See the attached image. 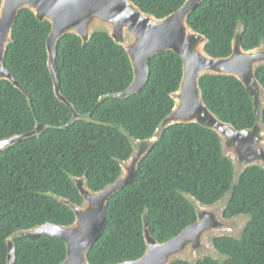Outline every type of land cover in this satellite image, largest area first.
Wrapping results in <instances>:
<instances>
[{
	"label": "trees",
	"instance_id": "1",
	"mask_svg": "<svg viewBox=\"0 0 264 264\" xmlns=\"http://www.w3.org/2000/svg\"><path fill=\"white\" fill-rule=\"evenodd\" d=\"M139 7L164 17L185 0H134ZM1 7V0H0ZM189 24L208 38L206 50L215 57L232 52L239 24L246 49L264 42V0H205L189 15ZM49 21L31 9L18 13L5 66L27 90L0 82V138L31 131L37 120L51 125L40 136L25 138L0 152V264H8L7 239L17 230L54 221L67 225L74 211L52 194L83 202L69 174L88 177L98 191L121 173L118 159L132 153L130 137L146 139L172 111L183 76L182 58L168 50L154 55L144 88L127 98L107 96L126 89L134 78L130 57L105 30H97L86 46L74 34L57 44L56 64L65 96L82 114L67 124L72 110L55 94L48 66ZM257 75L264 86V65ZM201 87L209 107L238 129L256 122L253 101L244 84L231 75L207 74ZM264 116V113H263ZM62 127V125H65ZM229 194L225 216H244L247 226L238 237L213 238L219 257L195 264H264V168L250 166L235 182L231 159L222 152L220 136L197 123L170 126L140 162L134 182L120 189L106 206V227L89 253L91 264L135 260L146 252L143 215L151 233L166 242L197 221L189 197L214 204ZM15 264H61L64 240L40 235L14 237ZM171 264H193L177 259Z\"/></svg>",
	"mask_w": 264,
	"mask_h": 264
},
{
	"label": "water",
	"instance_id": "2",
	"mask_svg": "<svg viewBox=\"0 0 264 264\" xmlns=\"http://www.w3.org/2000/svg\"><path fill=\"white\" fill-rule=\"evenodd\" d=\"M205 0H185L176 11L157 17L143 11L134 0H1L0 7V82L8 80L20 88L31 104L25 87L5 66V56L13 42V27L21 9H31L40 21H49L51 31L47 39L48 66L52 75L55 94L72 110L70 124L78 119L94 121L91 114L80 113L65 96L56 64L58 41L68 33L78 35L86 46L92 34L105 30L114 41L127 51L134 72L131 84L123 91L107 96L127 98L140 92L150 76V63L154 55L171 50L183 61V76L179 88L171 95L174 99L172 111L161 121L154 134L146 139L130 137L132 153L127 160L118 159L121 166L119 177L102 189L95 191L88 185L86 174L70 175L83 198L77 204L69 198L52 194L56 200L69 206L75 220L67 225L48 221L31 228L20 229L7 239L8 264L16 263L14 237L36 238L51 235L65 241L67 256L61 264H91L89 253L106 227V206L120 189L134 182L140 162L151 151L165 131L177 123H197L215 131L221 139L222 152L234 166L235 182L250 166L264 168V86L257 71L264 65V42L246 49L242 43L245 31L239 24L233 38L232 52L226 57H215L206 50L208 38L189 24V15ZM231 75L246 87L253 101L256 122L252 127L238 129L225 121L209 107L201 78L204 75ZM62 125V127H65ZM51 125L37 120L29 131L0 138V152L21 140L40 136ZM193 203L197 221L187 226L178 235L166 242H159L151 233L147 209L143 215L146 252L135 260L116 264H171L182 259L195 264L211 256L218 259L219 250L213 238L217 236L238 237L247 226L244 216H225L227 194L214 204H202L195 197ZM2 214L0 213V218Z\"/></svg>",
	"mask_w": 264,
	"mask_h": 264
},
{
	"label": "rangeland",
	"instance_id": "3",
	"mask_svg": "<svg viewBox=\"0 0 264 264\" xmlns=\"http://www.w3.org/2000/svg\"><path fill=\"white\" fill-rule=\"evenodd\" d=\"M246 219H248V218L246 217ZM218 258H220V257H218Z\"/></svg>",
	"mask_w": 264,
	"mask_h": 264
}]
</instances>
